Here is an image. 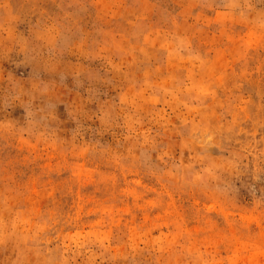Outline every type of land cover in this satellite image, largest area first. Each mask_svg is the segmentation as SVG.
<instances>
[{"label":"clouds","instance_id":"1","mask_svg":"<svg viewBox=\"0 0 264 264\" xmlns=\"http://www.w3.org/2000/svg\"><path fill=\"white\" fill-rule=\"evenodd\" d=\"M176 2L125 0L132 24L119 22L128 29L121 43L93 19L90 0L37 3L25 55L36 53L28 70L49 83L39 102L35 93L27 102L17 97L21 110L0 120V137L55 145L67 167L53 178L70 183L58 203L39 212L24 204L27 189L0 186V255L14 254L12 264H230V252L222 255L221 246L206 239L212 225L204 205L264 210V98L257 95L253 103L241 84L225 92L195 34L181 30ZM145 3L153 5L150 16L142 12ZM192 13L218 34L264 35V0H195ZM85 19L87 37L78 23ZM49 35H55L52 46ZM73 93L79 105L70 101ZM81 152L91 168L118 179L138 173L144 185L174 193L177 208L169 209L168 222L150 232L139 227L143 212L134 205L144 201H129L127 213L117 210L124 197L113 199L107 185L78 199L72 189ZM90 194L98 201L89 203ZM151 198L143 211L163 214L167 193ZM196 221L198 233L189 230ZM230 246L225 238L223 247ZM259 251L264 254V241Z\"/></svg>","mask_w":264,"mask_h":264},{"label":"rangeland","instance_id":"2","mask_svg":"<svg viewBox=\"0 0 264 264\" xmlns=\"http://www.w3.org/2000/svg\"><path fill=\"white\" fill-rule=\"evenodd\" d=\"M38 2L39 0H0V120L11 119L15 111L21 110L17 99L19 96L27 102L30 95L35 93L39 102V93L49 83L47 76L41 82L28 70L32 66L30 64L34 63L36 53L33 52L28 57L25 55L31 47L25 36H29L31 23L34 22L32 11L36 10ZM90 2L95 8L93 19L109 29L108 36L117 43L125 41L128 29L119 22L124 18L129 26L132 24L127 19L129 13L126 11L125 0ZM174 7L182 17L181 30L195 34L198 46L208 53L213 74L224 85L225 92L232 90L234 84H241L243 87L240 91L246 98L251 97L253 103L257 95L264 98V35L251 30L238 35L216 33L214 26H209L210 22L192 13L195 0H177ZM152 11L153 5L145 3L142 12L150 16ZM113 22H116L115 27ZM78 23H84V34L86 37L90 35L86 27L87 20ZM198 26H201L200 31H197ZM55 31L58 33V29ZM46 43L54 45L55 35H49ZM79 47L78 45L74 51ZM55 68V64H49V70ZM61 91L56 89L57 93ZM70 101L79 105V97L75 93ZM79 155L80 161L74 172L79 183L72 189L78 199L84 198L86 189L98 193L101 185H107L105 191L113 199L124 197V204H118L117 210L127 213L130 210L127 206L129 201L143 200L144 203L134 206H138L143 212L139 227L149 232L166 224L167 218L173 214L169 209L177 208L175 194L165 186L157 188L144 185L138 173H126L118 179L103 172L100 166L89 167L85 154L81 152ZM66 167L64 154L55 145L27 138L0 137V186L11 182L27 189L24 204L29 210L39 212L49 202L58 203L57 197L66 190L65 186L70 181L53 177L61 175ZM165 192L168 207L163 214L153 216L143 211L145 205L150 206L155 202L151 197ZM87 200L89 203L97 202L98 197L90 194ZM192 203L197 208L201 206L199 199H193ZM204 207L210 213L209 224L212 225L211 235L206 239L221 246L222 255L230 252V264H264V254L259 251V241H264V231L257 233V229L264 225V210L215 202ZM176 214L181 213L177 211ZM195 223L196 227L189 230L198 233L201 231L199 221ZM225 238L229 240L230 248L223 247ZM14 259V254H7V258L0 255V264H12Z\"/></svg>","mask_w":264,"mask_h":264}]
</instances>
